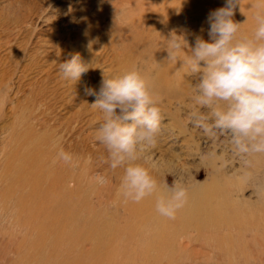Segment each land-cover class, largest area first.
Returning <instances> with one entry per match:
<instances>
[{"label": "rangeland", "instance_id": "374dc122", "mask_svg": "<svg viewBox=\"0 0 264 264\" xmlns=\"http://www.w3.org/2000/svg\"><path fill=\"white\" fill-rule=\"evenodd\" d=\"M63 1L0 0V176L7 156L10 153L14 156L17 146L28 140L39 146L54 166L59 165L69 177L67 184L74 194L85 195L90 201L102 195L105 204L93 206L101 209L111 223L119 222L122 232L109 253L100 257L103 260L100 264H264V215H261L264 156H260L263 161L259 163L255 157L237 154L228 133L210 125L208 131L193 125L190 97L197 77L177 73L179 63L167 61L166 45L159 40L162 31L156 33V28L165 26V20L173 18L170 27L177 28L175 33L195 40L200 29L208 31L209 13L223 7L226 0H176V6L172 0H161L158 7L149 10L156 11L151 13L148 25L153 29L150 33L146 31L144 42L132 46L135 54L131 59L110 43L114 30L107 20L100 22L98 0L71 1L86 2L79 5L80 11L65 9ZM112 1L123 5L125 0ZM253 3L254 0H243L245 13L256 11L250 7ZM83 5L86 8H81ZM161 6L168 7L171 14L164 16ZM240 15L244 14L237 7L233 18L241 23L245 18L250 23L247 19L250 14L241 19ZM75 55L88 66L78 82L64 79L60 72V64ZM134 67L149 80L164 115L158 143L146 148L137 162L149 167L158 181L154 199L166 192L165 185H171L174 179L187 188L188 205L176 213L175 219L161 218L156 210L135 220L127 218L122 209L118 216L114 214L124 168L112 170L106 162L107 150L96 139L103 113L91 106L97 97L87 95L85 88L98 94L104 78L118 77ZM61 149L74 155L72 165L60 164L57 153ZM209 161L216 162L217 170L204 167ZM97 173L108 179L106 185L94 183ZM192 193L198 195L194 201L189 200L194 196ZM1 210L0 206V264H3L1 247L9 237L19 238L25 228L4 218ZM128 219L135 230L123 226ZM155 234L157 238L153 237ZM9 254L18 258L13 252Z\"/></svg>", "mask_w": 264, "mask_h": 264}, {"label": "clouds", "instance_id": "9594fccd", "mask_svg": "<svg viewBox=\"0 0 264 264\" xmlns=\"http://www.w3.org/2000/svg\"><path fill=\"white\" fill-rule=\"evenodd\" d=\"M237 7L244 14L243 0H226L223 7L209 13V41L197 35L191 46L184 35L173 31L165 46L166 59L179 63L177 73L197 77L190 97L195 127L208 131L210 125L228 133L237 154L264 156V0H254L250 5L256 9L251 35L241 32L247 20L240 23L233 18ZM87 71L79 55L60 64L62 77L70 81L78 82ZM85 92L96 95L91 106L103 113L96 139L107 150L106 162L112 170L124 168L120 194L139 203L157 193L159 185L152 170L137 162L146 148L158 143L164 120L149 80L134 67L118 77L104 78L98 94L88 87ZM57 159L66 165L74 163V155L63 149ZM93 181L100 186L108 183L100 173ZM165 187L166 192L157 196L156 212L175 219L187 201L188 191L179 179Z\"/></svg>", "mask_w": 264, "mask_h": 264}, {"label": "bare ground", "instance_id": "6f19581e", "mask_svg": "<svg viewBox=\"0 0 264 264\" xmlns=\"http://www.w3.org/2000/svg\"><path fill=\"white\" fill-rule=\"evenodd\" d=\"M71 1L73 0H64L62 3H60L62 6H65V9H74L75 11H80L78 9L79 5L86 3L85 1H81L77 4H72ZM160 3L161 0H155L154 2H151L150 0H125L123 5H119L112 0H98L96 4L98 5V11L100 10L98 14L100 22H102V20H107V24L112 26V30H114V38L110 39V43L113 45V47L118 49L120 53L122 52L124 55L129 56L131 59V57L135 54L132 46L136 45L137 43L144 42L146 31L150 33V31L153 29L152 26L148 25L152 21L151 13H156V11L149 10L158 7ZM171 3L173 6L177 5L176 0H172ZM85 6L86 5H83L81 8H86ZM161 8H164L162 11L164 16H169L172 12L168 7L161 6L160 9ZM247 12L250 13L244 12V14H250V18L247 17L250 23H245V26L241 28V32L251 35L252 31L254 30L253 27L255 26L254 14L256 11ZM245 15H240L239 18L241 19ZM84 17L86 16L84 15ZM234 20L239 22L236 18ZM241 20L245 22V18ZM173 21V18H169L165 20V26L159 27L161 28L159 30L156 28V33L158 35L159 31H162L159 40L165 45L167 44V39L170 38L172 32L175 31V29L177 30L175 26L170 27ZM199 35L206 41H209L210 39L208 31L202 32L200 29ZM185 38H190V36L188 35ZM147 41H150V38H148ZM187 41L189 45L194 46L195 40H193V38L187 39ZM174 79L176 78L174 77ZM31 143L32 142H29L28 140L27 142L24 141L20 143V146H17L15 149V155L13 156L10 153L7 156L6 161L4 159L5 164L2 172L3 174L0 176V182L2 183L0 186V206L2 208L1 215L5 216L4 218L10 219L16 225L23 226L25 228V231L19 234V238L15 237V239H11L9 237L7 239V244L5 243V246L1 247V250H4L5 258V262L3 261V264H100V257L109 253L111 250L110 246L114 240H116L117 236L122 232L120 231L122 226L118 224L119 222L117 224L116 222L111 223L112 220H110V218H105V213L103 214L101 209H97L93 206L95 203H97L99 206L105 204L106 199L103 198L102 195L99 196L97 200L90 201L89 197L85 195H82L81 197L80 195L74 194V190L70 189L67 184L69 177L63 172L59 165L54 166L52 161L46 158L47 156L44 154L42 149H40L39 146L37 147L35 144ZM260 158V156L259 158L255 157V160L259 163H262L263 159L260 160ZM224 161L225 159L223 158L221 166H224ZM214 163L216 162L209 161L203 165L204 167H212V169L217 170ZM60 164L63 165L64 163L61 161ZM227 189L229 190L228 187ZM230 191L231 190H229V192ZM211 192L213 191H210V193ZM195 193H192L194 196L193 198H189V200L194 201V197L198 196ZM117 194L118 196L115 197L116 210L114 211V214L117 216L119 215V211L122 209L126 212L124 214L127 218L130 220H135V218H142L144 214L147 216L156 210L155 205L157 198L154 199L153 195L146 197L139 203H135L131 200L124 199L119 191ZM206 196L207 195H205V197ZM219 200L221 201V199ZM193 203H191V205ZM202 203L201 205L203 206ZM186 205L184 207H186ZM198 209H200V207H198ZM205 212L204 214H206ZM261 215H264V213L262 212ZM108 217H110V215ZM211 217L213 218L214 216L211 215ZM129 219L123 226L126 225L132 231L134 228L131 226ZM151 219L149 218V220ZM262 220H264V216ZM211 221L214 224L215 219L214 221ZM144 222L145 221H143V223ZM153 226L155 225L153 224ZM131 231L130 233L132 235ZM123 232L125 233V231ZM135 232L136 231H134V234ZM257 234L258 232L256 235ZM263 235L262 237H264ZM153 237H156V234ZM160 238L162 237L160 236ZM256 241L258 242V240ZM88 242H90L89 246L86 245ZM8 251L9 253L13 252V254L17 255L18 258L14 259L11 257L10 254L7 253ZM73 252H75L76 255H73ZM162 253L161 255L163 256Z\"/></svg>", "mask_w": 264, "mask_h": 264}]
</instances>
